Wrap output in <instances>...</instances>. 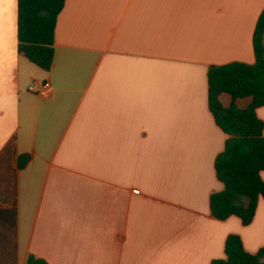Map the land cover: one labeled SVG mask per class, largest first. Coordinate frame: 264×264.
Returning <instances> with one entry per match:
<instances>
[{
	"label": "crops",
	"instance_id": "0c3cea01",
	"mask_svg": "<svg viewBox=\"0 0 264 264\" xmlns=\"http://www.w3.org/2000/svg\"><path fill=\"white\" fill-rule=\"evenodd\" d=\"M263 11L264 0H66L48 72L19 50L18 0H0V208L18 209V264H212L230 235L264 248V199L250 226L212 216L229 136L208 84L213 66L255 64ZM35 83L50 90L32 94Z\"/></svg>",
	"mask_w": 264,
	"mask_h": 264
},
{
	"label": "trees",
	"instance_id": "16d2710c",
	"mask_svg": "<svg viewBox=\"0 0 264 264\" xmlns=\"http://www.w3.org/2000/svg\"><path fill=\"white\" fill-rule=\"evenodd\" d=\"M66 0H18L19 50L33 64L51 71L55 56V32ZM256 62L213 66L208 73L209 107L220 129L229 136L225 150L215 161L216 174L224 190L210 199L212 216L219 221L239 218L250 226L259 201L264 199V122L258 109L264 107V11L254 34ZM229 94L231 107L225 108L220 97ZM252 98L247 109L236 101ZM28 156L19 159L24 169ZM225 258L212 264H264V248L257 253L246 250L238 235L228 236ZM0 264H18V209L0 208ZM26 264H48L29 255Z\"/></svg>",
	"mask_w": 264,
	"mask_h": 264
},
{
	"label": "built area",
	"instance_id": "2783aa9c",
	"mask_svg": "<svg viewBox=\"0 0 264 264\" xmlns=\"http://www.w3.org/2000/svg\"><path fill=\"white\" fill-rule=\"evenodd\" d=\"M50 90L48 83H35L29 88V92L35 95H42Z\"/></svg>",
	"mask_w": 264,
	"mask_h": 264
}]
</instances>
